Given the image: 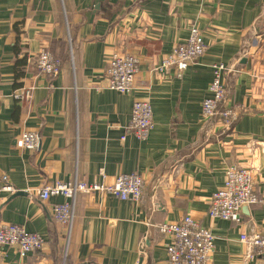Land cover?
<instances>
[{
  "label": "crops",
  "instance_id": "0c3cea01",
  "mask_svg": "<svg viewBox=\"0 0 264 264\" xmlns=\"http://www.w3.org/2000/svg\"><path fill=\"white\" fill-rule=\"evenodd\" d=\"M192 30L207 45L197 63L180 78L154 71ZM42 48L61 62L54 79L35 69ZM115 53L139 63L130 94L107 89ZM217 65L236 71L223 81L243 115L206 134L201 103ZM0 92V180L16 191L0 195V224L44 241L24 258L0 247V264H166L169 239L157 227L185 216L213 234L212 264H264L239 240L264 233V0H0ZM135 101L152 108L145 141L126 131ZM24 131L39 135L35 152L19 148ZM235 166L251 171L259 202L238 223L211 219L209 198ZM134 173L144 179L139 204L77 195L69 236L50 217L65 200L36 196L55 181L111 186Z\"/></svg>",
  "mask_w": 264,
  "mask_h": 264
},
{
  "label": "built area",
  "instance_id": "2783aa9c",
  "mask_svg": "<svg viewBox=\"0 0 264 264\" xmlns=\"http://www.w3.org/2000/svg\"><path fill=\"white\" fill-rule=\"evenodd\" d=\"M207 50V45L199 31L192 30L188 38L174 46L154 68L157 73L173 71L180 78L187 68L197 63ZM138 61L135 56L126 53L112 54L104 71L107 89L122 95L134 90V80L138 73ZM35 69L41 76L54 79L60 73L61 62L47 48H42L35 59ZM236 72L224 65L212 67V79L208 86L209 97L201 103L200 119L203 133H210L212 126L221 124L229 129L234 127L243 115V110L230 103V91L223 81L225 74ZM18 99L17 96H15ZM31 98V89H27L25 99ZM2 94L0 92V101ZM154 128L153 113L147 101H135L131 108L126 131L139 141H145ZM210 130V131H209ZM209 131V132H208ZM205 134V135H206ZM124 140V137L121 138ZM40 144L39 135L33 131L21 133L18 146L21 150L35 152ZM144 179L139 174L119 175L111 186L88 184L76 178L73 181H55L44 185L36 192L40 202L47 203L52 197H62L65 201L50 207V217L54 225L65 229L69 236L74 223V204L77 195H90L105 192L120 201L139 204L143 197ZM16 191L5 178L0 180V195L14 194ZM259 202L254 188L251 171L242 167H229L225 172L223 186L211 195L207 215L238 223L243 208H249ZM157 231L169 242L165 245L166 264H212L215 238L211 231L201 227L189 216L176 223H163ZM248 249V258H259L264 262V233L250 232L239 238ZM145 237L140 243L143 249ZM44 241L36 234L26 232L14 224H0V247L14 248L24 258L41 250Z\"/></svg>",
  "mask_w": 264,
  "mask_h": 264
},
{
  "label": "water",
  "instance_id": "95a60500",
  "mask_svg": "<svg viewBox=\"0 0 264 264\" xmlns=\"http://www.w3.org/2000/svg\"><path fill=\"white\" fill-rule=\"evenodd\" d=\"M18 194H21V193H18Z\"/></svg>",
  "mask_w": 264,
  "mask_h": 264
}]
</instances>
